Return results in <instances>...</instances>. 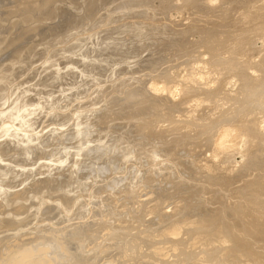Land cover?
<instances>
[{
	"label": "clouds",
	"instance_id": "1",
	"mask_svg": "<svg viewBox=\"0 0 264 264\" xmlns=\"http://www.w3.org/2000/svg\"><path fill=\"white\" fill-rule=\"evenodd\" d=\"M135 11L101 12L34 51L0 53V264H264V231L216 236L188 202L154 191L165 175L191 186L201 173H243L236 202L264 221V0H244L219 35L194 37L166 79L130 74L143 57L125 54L124 41L142 45L148 26L116 17ZM131 90L139 103L126 122L142 144L100 127ZM105 158L102 177L95 161ZM58 171L72 183L37 190Z\"/></svg>",
	"mask_w": 264,
	"mask_h": 264
},
{
	"label": "bare ground",
	"instance_id": "2",
	"mask_svg": "<svg viewBox=\"0 0 264 264\" xmlns=\"http://www.w3.org/2000/svg\"><path fill=\"white\" fill-rule=\"evenodd\" d=\"M243 6L244 0H223V3L215 8L209 7L207 0H180L179 3L177 0H0V38L4 39H0V45L3 46L0 47V53L11 57L26 47L32 49L45 39L54 38L66 29L95 18L98 13L135 8L138 11L131 12L123 18L116 17L117 21L122 20V25L148 26V39L142 45L135 36H128L124 41L125 54L143 57L138 62V67L132 69L130 74L155 73L154 67L158 66L165 67L164 72L158 74V77L166 79L170 70L177 66V61L195 46L194 37L208 38L219 35L232 25L234 13ZM81 9L82 15L78 14ZM173 17L176 19L181 17L183 21L177 22ZM162 18H165V22L159 23ZM185 21L189 22L185 23ZM206 23L210 24L204 25ZM13 25L18 29L12 28ZM180 25L185 27L182 29ZM196 29H199V33ZM117 30L113 29V31ZM191 31L197 33L189 34ZM12 34L13 36L18 34L14 37L17 39L5 41V39L10 40L9 36ZM38 34L41 36L37 40ZM144 52L148 53L147 56H143ZM152 68L153 72H151ZM121 72L127 73L128 70L121 69ZM138 103L136 91L129 92L123 98V106L118 113L105 115L102 118L100 125L102 130L108 129L111 124L114 133L128 136L130 122L126 121H131L136 115L134 109ZM131 124L132 132L140 136L135 142L142 144L146 139L145 135L138 125ZM197 146L203 147V145ZM174 148L175 142L167 150L172 151ZM202 156L203 153L199 152L196 158L200 159ZM99 162H95L96 174L100 172L99 170L107 168L105 163L101 165ZM183 164L191 175L196 176L199 171L197 168H193L186 161ZM86 175L88 173H82L81 178ZM235 177L237 179H229L220 171L215 175L201 173L202 183L191 186L175 184L158 177L155 178L157 182L154 191L159 199L156 198L162 202L176 199L188 202L195 209V214L203 227L216 236L239 232L251 234L252 229L264 231L257 220L258 217L250 210H245L242 203L236 202L242 195V188L237 185L243 179V173ZM165 182L171 183L172 187L169 185L166 187ZM70 183H72L70 175L66 171H58L53 178L40 181L37 190L47 189L49 192H56ZM160 185L165 188L159 187ZM163 219L168 220L170 217L165 216ZM256 238L261 239L259 236Z\"/></svg>",
	"mask_w": 264,
	"mask_h": 264
},
{
	"label": "rangeland",
	"instance_id": "3",
	"mask_svg": "<svg viewBox=\"0 0 264 264\" xmlns=\"http://www.w3.org/2000/svg\"><path fill=\"white\" fill-rule=\"evenodd\" d=\"M56 1V0H55ZM47 11H49V10H47ZM63 12V11H62ZM59 14V13H58ZM177 20V22H181V21H183L182 19H181V17H179V18H177L176 19ZM159 23L161 22H165V18H162L161 20H159L158 21ZM157 22V23H158ZM210 23H206V24H204V25H209ZM15 27V25H13L12 26V28H14ZM179 27H182V29L185 27V26H183V25H180ZM179 27H176V28H178L179 29ZM187 27H192V26H188L187 25ZM200 27H202V26H200ZM15 29L17 30L18 28L17 27H15ZM190 30V29H189ZM197 30V32L199 33V29H196ZM202 30V29H201ZM186 32L188 31V29L187 30H185ZM197 32H193V31H191L189 34H196ZM17 33V32H16ZM18 34H16L15 36H17ZM15 36H13V34L11 35V36H9L10 37V40H6L5 39V41H8V42H10L11 40H12V38H14ZM38 37H40L41 36V34H38L37 35ZM6 38V37H5ZM0 39H3V38H0ZM15 40L17 39V38H14ZM4 40V39H3ZM31 51H34L35 50V47L34 48H32V49H30ZM147 56V55H146ZM9 57V56H8ZM157 67V68H156ZM156 67H154L155 69H154V71H155V73H156V75H158V74H161L162 72H164V70H165V67H158V66H156ZM159 68V69H158ZM158 70V71H157ZM160 70V71H159ZM151 72H153V68H152V70H151ZM154 73V72H153ZM154 73V74H155ZM130 93H133V92H135V90H131V91H129ZM129 92H126L125 94H124V97L126 96V95H128L129 94ZM123 97V98H124ZM129 127H130V133L129 134H132V136L131 135H129L128 134V136L129 137H134L135 138V141H137V138L139 139V137L140 136H138V135H135V133H134V131L132 132V129H131V127H132V124L130 123L129 124ZM101 130H102V128H101ZM134 133V134H133ZM122 135H124L123 133H122ZM128 136L126 135L125 137L126 138H128ZM200 153H203V152H200ZM103 161V162H101V161ZM100 161V162H99ZM95 162H99L101 165H103V163H105V165H107V168H105V169H102V170H99L100 172L98 173L97 172V175H100V176H102V177H106V176H108L109 174H110V170H111V163H110V161L107 159V158H105L104 160L103 159H98V160H96ZM104 171V172H103ZM62 172H65V171H62ZM163 179H164V181H168V179H167V177H166V175L165 176H161ZM227 177L229 178V179H232V180H234V179H237L235 176H228L227 175ZM82 178H83V176H82ZM165 184H166V187H167V185H169L170 183H166L165 182ZM159 187H161V188H163L162 187V185H160ZM165 188V187H164ZM176 190V189H175ZM241 193H242V189H241ZM157 198H158V195L156 196ZM159 199V198H158ZM162 202V201H161ZM251 211V210H250ZM252 212V211H251ZM258 217V216H257ZM257 220L261 223V227H263L264 228V221H261V219L258 217L257 218Z\"/></svg>",
	"mask_w": 264,
	"mask_h": 264
}]
</instances>
